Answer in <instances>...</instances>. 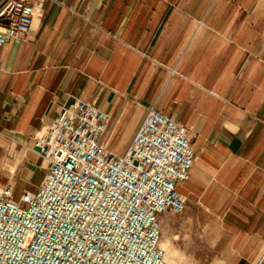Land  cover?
<instances>
[{"label":"crops","instance_id":"obj_1","mask_svg":"<svg viewBox=\"0 0 264 264\" xmlns=\"http://www.w3.org/2000/svg\"><path fill=\"white\" fill-rule=\"evenodd\" d=\"M74 100L108 114L117 156L148 109L185 127L182 216L211 242L264 243V0H47L0 49V187L15 200L48 173L23 146Z\"/></svg>","mask_w":264,"mask_h":264},{"label":"built area","instance_id":"obj_2","mask_svg":"<svg viewBox=\"0 0 264 264\" xmlns=\"http://www.w3.org/2000/svg\"><path fill=\"white\" fill-rule=\"evenodd\" d=\"M47 0H0V49L26 39ZM109 116L74 100L32 138L48 173L15 200L0 187V264H168L160 219L195 159L188 130L148 109L123 156L107 149ZM253 264H264V253Z\"/></svg>","mask_w":264,"mask_h":264},{"label":"rangeland","instance_id":"obj_3","mask_svg":"<svg viewBox=\"0 0 264 264\" xmlns=\"http://www.w3.org/2000/svg\"><path fill=\"white\" fill-rule=\"evenodd\" d=\"M182 214L166 215L168 221L160 223L162 244L177 255L174 264H253L264 251V243H245L239 237L208 241L210 236L204 235L201 228ZM166 254L168 258L173 256L169 251Z\"/></svg>","mask_w":264,"mask_h":264},{"label":"bare ground","instance_id":"obj_4","mask_svg":"<svg viewBox=\"0 0 264 264\" xmlns=\"http://www.w3.org/2000/svg\"><path fill=\"white\" fill-rule=\"evenodd\" d=\"M166 256H167V254H166ZM165 260H166V262H167V259H166V257H165ZM168 263V262H167Z\"/></svg>","mask_w":264,"mask_h":264}]
</instances>
